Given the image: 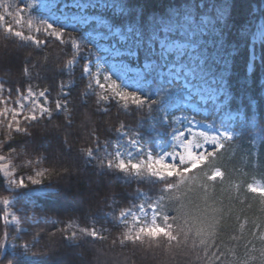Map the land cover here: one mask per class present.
I'll return each instance as SVG.
<instances>
[{"label": "trees", "instance_id": "1", "mask_svg": "<svg viewBox=\"0 0 264 264\" xmlns=\"http://www.w3.org/2000/svg\"><path fill=\"white\" fill-rule=\"evenodd\" d=\"M124 2L132 10L130 19L143 10L140 22L145 25L150 17L182 11L197 0ZM250 4L242 0L226 29L229 43L241 51L237 70L247 55L240 24L255 23ZM79 36L70 30L59 39L38 34L39 46H34L0 28L3 85L12 95L44 93L49 110L36 121L22 122L18 130L0 126V158L12 162L15 178L26 186L20 192L49 190L27 196L31 202L23 206L32 218L23 223L27 230L16 236L2 218L3 202L19 192L8 190L0 175V264H264V195L255 191L264 186V110L228 124L214 113L196 114L199 122L225 125L237 137L210 148L193 170L180 167L173 177L157 180L145 170L134 176L107 168L102 154L115 151L121 132L129 137L139 134L153 151L159 139L167 141L174 117L182 112L168 105L173 100L178 104L183 89L169 85L173 91L166 99L165 93L154 95L147 87L129 86L135 98L122 101L91 88L82 75L86 61L74 48ZM198 42L206 49L213 43ZM209 54L215 56L204 52ZM256 54L264 56V48L258 46ZM162 109H168L167 122L160 118ZM72 202L77 203L74 209ZM140 206L155 207L166 235L129 237V227L119 216ZM10 243L28 245L32 258L24 259L20 248L5 253Z\"/></svg>", "mask_w": 264, "mask_h": 264}, {"label": "snow or ice", "instance_id": "2", "mask_svg": "<svg viewBox=\"0 0 264 264\" xmlns=\"http://www.w3.org/2000/svg\"><path fill=\"white\" fill-rule=\"evenodd\" d=\"M239 3L197 0L182 11L150 17L142 25L143 10L130 19L133 13L124 0H39L56 23L66 31L78 32V39L96 49L97 62L105 65L111 77L137 88L147 87L154 95L165 93L166 99L173 91L168 86L179 84L183 94L178 104L173 100L168 108L193 106L205 114H216L224 124L247 119L253 110H264V56L256 54L258 46L264 48V0H251L249 15L255 23L240 24L247 55L237 70L241 51L229 43L226 29ZM206 39L212 40L211 49L198 42ZM206 50L215 56H205ZM150 98L141 96V100ZM167 114L168 109H162L160 118L166 120ZM8 249L6 244L5 253Z\"/></svg>", "mask_w": 264, "mask_h": 264}, {"label": "rangeland", "instance_id": "3", "mask_svg": "<svg viewBox=\"0 0 264 264\" xmlns=\"http://www.w3.org/2000/svg\"><path fill=\"white\" fill-rule=\"evenodd\" d=\"M0 28L18 38L22 43L34 46H39L36 39L38 34L59 39L60 34L65 31V27L56 23L54 16L43 11L39 0H0ZM74 48L79 57L86 61L82 75L88 80L91 88H97L102 93L108 91L113 97L122 101H133L135 95L129 92L130 85L107 73L105 65L97 62L96 58L99 54L91 44L79 39L74 43ZM76 64L77 60L69 64L67 70L72 71ZM89 64L92 65L91 70H89ZM192 104H195L194 100ZM177 108L184 112L174 117L173 129L167 141L164 142V138L159 139L154 146V151L147 147L148 142L143 141L139 134L129 137L126 132H121V139L115 151L102 154V162L107 168L118 169L134 176H137L141 170H145L157 180H163L167 176L173 177L180 167L186 170L199 167L210 148H220L225 141L237 137V133L225 125L218 128L198 122L194 116L201 113V110L196 107ZM48 112L44 93L27 90L25 93L17 92L12 95L0 79V126L5 124L8 128L18 130L22 122L36 121L48 115ZM0 175L8 190L19 192L5 199L2 217L7 226L14 229L18 236L19 233L27 230L23 225L24 221L32 218V215L25 214L27 210L23 206L31 202L27 196L45 194L49 190L31 189L20 192L26 186L15 178L13 164L7 157L0 158ZM215 175L219 176L220 172H216ZM87 187L91 188V185ZM255 191L264 195V186L255 187ZM76 205L77 203L74 205L72 202L70 207L74 209ZM119 221L129 227V237L136 240L146 236L167 234L166 229L162 228L157 221L155 207L147 209L145 206H140L136 211H124L120 214ZM8 246L12 253H16L20 248L23 258H32L27 254L28 245L18 247L15 243H10ZM118 264L128 263L121 261Z\"/></svg>", "mask_w": 264, "mask_h": 264}, {"label": "bare ground", "instance_id": "4", "mask_svg": "<svg viewBox=\"0 0 264 264\" xmlns=\"http://www.w3.org/2000/svg\"><path fill=\"white\" fill-rule=\"evenodd\" d=\"M242 3V0H240V3L239 4H241ZM3 206H4V204H3ZM31 258V257H30ZM24 259H26V258H24ZM26 260H29V259H26Z\"/></svg>", "mask_w": 264, "mask_h": 264}]
</instances>
